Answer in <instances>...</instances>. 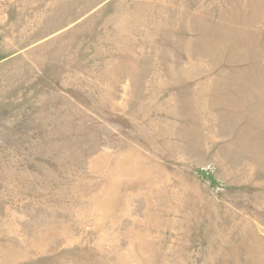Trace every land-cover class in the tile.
Segmentation results:
<instances>
[{"label": "rangeland", "instance_id": "1", "mask_svg": "<svg viewBox=\"0 0 264 264\" xmlns=\"http://www.w3.org/2000/svg\"><path fill=\"white\" fill-rule=\"evenodd\" d=\"M0 264H264V0H0Z\"/></svg>", "mask_w": 264, "mask_h": 264}]
</instances>
